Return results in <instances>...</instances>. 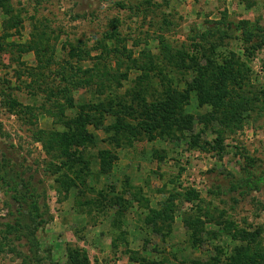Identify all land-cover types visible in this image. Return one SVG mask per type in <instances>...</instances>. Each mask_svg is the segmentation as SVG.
I'll use <instances>...</instances> for the list:
<instances>
[{
    "label": "rangeland",
    "instance_id": "obj_1",
    "mask_svg": "<svg viewBox=\"0 0 264 264\" xmlns=\"http://www.w3.org/2000/svg\"><path fill=\"white\" fill-rule=\"evenodd\" d=\"M5 2L0 264H264V0Z\"/></svg>",
    "mask_w": 264,
    "mask_h": 264
},
{
    "label": "trees",
    "instance_id": "obj_2",
    "mask_svg": "<svg viewBox=\"0 0 264 264\" xmlns=\"http://www.w3.org/2000/svg\"><path fill=\"white\" fill-rule=\"evenodd\" d=\"M5 1L6 0H0V7L3 8L5 10L6 14L8 15V14L11 13V7H10L9 3L7 4ZM17 22H18V19L15 20L12 24H10V23L8 24V21H7V24L8 25L5 27V29H8L9 30V29H12V28H18ZM28 48H30L29 50H34L37 55H40L41 54V56H44V53H42V51L38 47H36L35 45L30 44V45H28ZM189 57L191 58L192 61H196V58H194L193 54L191 56H189ZM38 60H39V58H38ZM33 70H35L33 68V66L29 67V77L31 79H33V76H34ZM41 79H43V75L41 76ZM175 91L176 90H172L171 92L167 93L165 95V98L162 99V100H159V101H156V102H151L149 104H146L145 111H147L148 113H151V115L154 114L156 111L157 112H160V113L164 112L165 115H168L169 114L168 116L169 117H172V115H175L177 113V110L180 107V104L176 103L178 94L176 93L177 91L176 92ZM185 96H187V95L185 94ZM118 104H119L118 106L121 107L120 108L121 109V112H123V113H125V111L134 109V107L132 106V104H129V102L126 101L123 98H121L119 100ZM140 105H145V99H142L141 100V104ZM94 110L95 111H98L100 109H98V107L95 106L94 107ZM100 111H102V112H105V111L107 112L108 111L109 112L110 110L104 108L103 110H100ZM91 121H92V119H91ZM71 127H73L72 124H71ZM72 136L73 137H77V138H74L75 141H76V143L81 144L83 142L82 138H79V135H77V136L72 135ZM187 193L192 195L189 198L190 200H193V199H195V197L198 196V193L195 190H190ZM153 212L156 214L154 217H157L158 218L161 215L159 211L153 210Z\"/></svg>",
    "mask_w": 264,
    "mask_h": 264
}]
</instances>
